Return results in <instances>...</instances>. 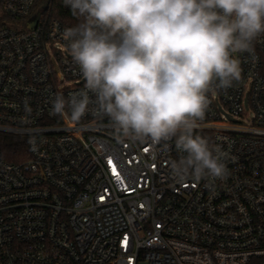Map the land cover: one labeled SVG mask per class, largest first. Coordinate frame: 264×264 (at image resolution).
I'll list each match as a JSON object with an SVG mask.
<instances>
[{"label": "built area", "instance_id": "obj_1", "mask_svg": "<svg viewBox=\"0 0 264 264\" xmlns=\"http://www.w3.org/2000/svg\"><path fill=\"white\" fill-rule=\"evenodd\" d=\"M36 3L0 0V264H264V34L235 54L240 80L207 93L193 132L225 153L227 177L178 182L175 139L123 138L91 112L74 125L52 115L55 97L86 81L69 27ZM5 137L20 138L19 160Z\"/></svg>", "mask_w": 264, "mask_h": 264}, {"label": "clouds", "instance_id": "obj_2", "mask_svg": "<svg viewBox=\"0 0 264 264\" xmlns=\"http://www.w3.org/2000/svg\"><path fill=\"white\" fill-rule=\"evenodd\" d=\"M63 3L79 23L62 38L86 83L67 99L58 94L52 115L74 125L91 112L108 117L123 138L175 139L186 154L172 163L178 182L225 179V153L193 132L204 118L207 93L240 80L235 54L253 53L264 34V0ZM25 111L31 112L27 101Z\"/></svg>", "mask_w": 264, "mask_h": 264}, {"label": "trees", "instance_id": "obj_3", "mask_svg": "<svg viewBox=\"0 0 264 264\" xmlns=\"http://www.w3.org/2000/svg\"><path fill=\"white\" fill-rule=\"evenodd\" d=\"M36 8L49 18L58 19L68 27H73L79 23L78 19L72 15L70 8L64 5L63 0H37ZM5 18H8L5 14L0 16V26L5 24L3 21ZM4 140L6 157L11 161L19 160L15 157V152L22 148L20 138L5 137Z\"/></svg>", "mask_w": 264, "mask_h": 264}, {"label": "water", "instance_id": "obj_4", "mask_svg": "<svg viewBox=\"0 0 264 264\" xmlns=\"http://www.w3.org/2000/svg\"><path fill=\"white\" fill-rule=\"evenodd\" d=\"M37 24V18L34 19L32 22L29 23V27H34Z\"/></svg>", "mask_w": 264, "mask_h": 264}, {"label": "snow or ice", "instance_id": "obj_5", "mask_svg": "<svg viewBox=\"0 0 264 264\" xmlns=\"http://www.w3.org/2000/svg\"><path fill=\"white\" fill-rule=\"evenodd\" d=\"M109 163L112 164V161L109 160ZM113 172H114V173L116 172L115 167H113ZM124 244H125V246H127V239H126V238H125Z\"/></svg>", "mask_w": 264, "mask_h": 264}]
</instances>
